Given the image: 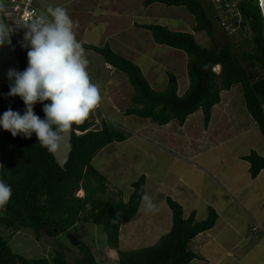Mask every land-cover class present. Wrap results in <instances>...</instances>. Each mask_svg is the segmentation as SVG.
I'll return each instance as SVG.
<instances>
[{
	"label": "trees",
	"instance_id": "16d2710c",
	"mask_svg": "<svg viewBox=\"0 0 264 264\" xmlns=\"http://www.w3.org/2000/svg\"><path fill=\"white\" fill-rule=\"evenodd\" d=\"M161 4L167 7H184L194 17L195 32H205L212 40L213 48L200 46L193 34L174 32L161 25L139 26L149 31L158 45L183 51L189 56L187 73L189 89L179 95L178 81L173 73H168L165 91L158 92L149 83L138 65L115 53L110 46L87 49L101 55L106 64L124 73L132 87L134 96L131 107L125 115L143 120H151L163 127L172 121L180 126L189 116L199 110L204 113L207 128L213 108L220 104L221 93L241 86L247 111L256 121L264 137V110L252 90L254 71L264 73V15L259 0H244L240 10L244 26L249 27L252 36L251 52L237 48V35H229L219 25L216 11L205 0H147L146 7ZM224 35L222 46L218 37ZM18 71L28 65L25 49L11 37ZM216 67H221L219 74ZM11 84V83H10ZM10 84H2L0 90V115L8 108L23 114L25 105L19 96H8ZM44 103H49L45 101ZM43 105L37 103L34 112L44 117ZM88 119L72 127V152L69 162L62 169L53 154L41 147L36 135L25 138L15 137L0 131V179L12 188V196L0 214V227L10 231L30 229L38 238L43 233L57 239L76 230L78 224H92L101 227L106 234L110 249L120 248L122 225L134 220L146 193V176H141L132 184V194L127 202L112 203L98 197L107 191V179L93 165L95 157L113 143H122L130 135L111 123H103L101 130L91 129ZM250 164V175L256 179L264 171V157L253 151L243 158ZM93 185L92 187L90 186ZM84 190L85 197L75 195ZM173 215L170 232L161 238L156 246L137 251L118 252L119 264H191L199 256L192 250L191 243L200 234L211 231L218 221V214L210 209L204 221H197L196 214L184 217L183 207L174 200L167 199ZM77 251L79 256L73 264H98L92 249L83 242ZM49 258L28 260L13 253L9 243L0 236V264H69L71 249L60 244Z\"/></svg>",
	"mask_w": 264,
	"mask_h": 264
},
{
	"label": "rangeland",
	"instance_id": "374dc122",
	"mask_svg": "<svg viewBox=\"0 0 264 264\" xmlns=\"http://www.w3.org/2000/svg\"><path fill=\"white\" fill-rule=\"evenodd\" d=\"M43 1L48 7L61 6L67 9L70 17L74 21L76 38L86 50V57L89 61L87 70L92 82L97 83L101 88L102 102L88 117V121L92 123L91 129L101 130L105 121L121 128L130 135L131 138L128 142L109 145L106 149L98 153L93 160V165L108 181L107 191L105 194L99 193V198L112 203H119L127 200L131 193L130 186L133 181L139 177L141 172L148 174L150 170L149 172H151V175L165 176V182L167 183L170 181L172 182L174 178L168 175L170 172L175 175L176 173L178 174V172H184L186 167L190 165L188 164L190 162L195 163V165L204 170L214 168L211 166L210 168L200 162L202 160L203 163H208L210 161L209 159L218 155L217 152H224L223 148H213L214 146L212 144L210 145V140L205 142L203 136L200 135L194 136V140H192L193 138L191 137L190 139L189 137L186 139L185 135H183L182 139L177 142H174L172 139L165 141L161 139V135L152 134V132L147 129L150 125L153 126V128L154 126L159 128L158 125L134 116H126L125 113L128 108L131 107L132 98L134 96V88L129 82L128 77L112 67V69H110L103 57L87 49V46L104 48L108 45L112 47L115 53L137 64L153 89L158 92H163L167 88L169 81L167 72L177 74L179 76V94L181 96L185 95L189 88L187 66H185L190 59L188 54L168 46L158 45L148 31L145 30L140 33L135 29H130L128 22H126L127 25L123 24V29L119 31L117 29L119 24L114 20L115 17L111 20H109L110 17H105V15L114 14L111 9H114L115 12L119 14L120 12L124 13L125 10L123 8L119 9L120 5L122 7L124 6V2H129L130 0ZM132 1L134 3L137 2V0ZM140 8H144V2L140 4ZM152 12L151 16L153 20H147V23L165 26L174 32L194 34L200 46L209 49L213 48L214 44L205 32L194 31L196 22L186 8L157 5ZM44 13H46V11H44ZM128 13L131 14V10H129ZM245 28L246 30L243 29V31L236 34L237 48L251 52L254 48L252 36L249 32V27L246 26ZM221 34V38L218 37V44L220 47L222 46V41H226V39L224 40L223 33ZM8 35L10 36L9 32ZM10 38L11 36L9 39ZM17 43L20 44L27 53L28 49L25 46L26 43L24 41H22V43ZM151 58H157L159 63L164 67L162 68L163 73L165 72L164 74L157 73V76L150 75L149 72L152 67ZM19 68L20 64L16 58H0V90L2 84L12 83L7 77L9 69L18 71ZM156 71L159 72L158 69ZM184 71L186 77L184 76ZM220 71L221 67H216L215 72L219 74ZM151 72H154V70H151ZM254 77V81L264 78V73L260 68L254 71ZM232 89L233 90L230 92H222L221 97L223 96L230 100V102L236 101L234 107L237 106L236 113L239 114V116L247 114L250 116L247 111L242 87L236 85ZM200 114H202V118H204L202 111ZM198 116L201 118V115H197L194 119L195 121ZM193 124L194 121L191 122V126ZM140 130H142V132H139ZM0 131L2 132L3 129L0 128ZM157 138L158 141L156 140ZM157 142L158 144H155ZM194 156H198V158L194 159ZM180 159L186 160L187 163L181 162ZM168 160L169 162H167ZM228 160L229 159H226V161ZM215 168L219 167L217 166ZM208 172L210 173L211 171ZM207 174L202 180L204 187L201 194L204 198L208 199L212 197L215 192L214 178L216 177L214 176L211 178ZM188 179L192 186L199 185L200 180H197V183L196 179L192 176L188 177ZM91 187V190H93V185H91L90 188ZM75 196L77 198H84V190H80ZM199 202L201 204L199 208L200 214L202 212L207 213L208 211L207 208L204 207L203 201ZM151 214L152 212H143V217H141L142 220L138 223V225L142 227V230L144 227L145 229H152L151 226L154 227L153 224H151L152 219L149 218ZM128 226L132 225H126L124 229V237L119 248L120 252L137 251L143 248L153 247L152 243L154 240L145 238L147 236L141 238L138 234H134L132 238H125ZM74 235L78 240L92 249L98 264H119V251L110 249L107 246L106 234L101 227L80 223L74 231ZM0 236L8 241L14 254L28 260H38L44 257L49 258L55 254V250L59 249L60 244L68 247L74 253L68 255L69 264H73L74 258L79 256L77 252L80 250L78 249L79 247L72 246L66 236H60L57 239L54 238L51 246H48L43 238L47 235L43 233L42 238H38L30 229H22L15 232L0 227Z\"/></svg>",
	"mask_w": 264,
	"mask_h": 264
},
{
	"label": "crops",
	"instance_id": "0c3cea01",
	"mask_svg": "<svg viewBox=\"0 0 264 264\" xmlns=\"http://www.w3.org/2000/svg\"><path fill=\"white\" fill-rule=\"evenodd\" d=\"M145 1L137 0L134 3L130 0L129 2H124V6L121 7L120 5L119 8H123L125 10L124 13L120 12L119 14L114 9H111L114 14L105 15V17H110L109 20L115 17L114 20L119 24L117 26L119 31L123 29V24L127 25L126 22H128L130 29H135L142 33L145 30L139 26L153 25L146 21L153 20L151 15L154 7L161 5L154 4L146 7ZM143 2L144 8H140V4ZM129 10H131V14L128 13ZM0 23L4 24L1 16ZM0 58H16L11 38L3 46H0ZM151 63L150 75L157 76V73H165L162 70L164 67L159 63L157 58H151ZM188 63L185 66H188ZM108 67L112 69L111 66L108 65ZM151 70H154V72H151ZM175 76L180 91L179 76L177 74ZM184 76L186 77L185 71ZM235 102H230V100L222 96L220 104L216 105L212 110V118L207 128L204 124V118L200 114L202 110L189 116L183 126H180L177 121H172L163 127L158 125L159 128L157 126L153 128L150 125L147 128L152 134L161 135V139L165 141L172 139L174 142H177L182 139L183 135H185L186 139L188 137L190 139L191 137L194 140V136L200 135L203 136L205 142L210 140V145L212 144L213 148H223L224 152H217L218 155L209 159L208 163L200 161L202 164L214 168L210 167L211 169L204 170L195 165V163L190 162L188 163L190 165L186 167L184 172H178L176 175L170 172L168 175L174 177L172 182L166 183L165 176L151 175L150 170L148 174L141 172L133 183L141 176H146V193L152 197L153 203L158 208L149 217L152 219L151 224L154 227L151 226L152 229H145L144 227L142 230V227L138 225L142 220L141 217H143L144 212L143 205L141 204L136 218L122 225L120 244L124 237L126 225L131 224L132 226H128L125 238H132L134 234H138L141 238L147 236L145 238L154 240L152 244L156 246L161 238L166 236L172 228L173 215L167 203V199L170 198L183 207L186 219L192 214H196L197 221H204L208 218L211 208L218 214L216 226L211 231L200 234L192 241L191 248L199 256V259L194 260L191 264H264V171L256 179H252L250 164L243 159L253 151L264 157V137L251 115L239 116L236 113L237 106L234 107ZM197 115H201V118L198 116L195 121L194 119ZM193 121L194 124L191 126V122ZM139 132H142V130ZM130 140L131 138L129 137L124 142ZM156 140L158 141V138ZM155 144H158V142ZM193 158H198V156H194ZM226 159L229 160L226 161ZM180 161L187 163L186 160L180 159ZM217 166L220 169L215 168ZM208 171L213 173H209ZM206 174L211 178L216 177L214 178L215 192L210 197L211 199L204 198L201 194L204 187L202 180ZM190 176L195 178L196 181L200 180L199 185L192 186L188 179ZM132 184L130 186V196L133 192ZM130 196L123 202H127ZM199 201H203L202 203L207 208V213L202 212L200 214L199 208L201 204ZM257 226L262 227V230L254 232L253 229Z\"/></svg>",
	"mask_w": 264,
	"mask_h": 264
},
{
	"label": "clouds",
	"instance_id": "9594fccd",
	"mask_svg": "<svg viewBox=\"0 0 264 264\" xmlns=\"http://www.w3.org/2000/svg\"><path fill=\"white\" fill-rule=\"evenodd\" d=\"M25 27L28 65L23 71L9 69L7 73L12 81L7 95L19 96L25 108L23 114L12 108L4 111L0 128L13 137L31 138L35 134L41 147L54 155L61 148L70 149L68 137L73 125L83 124L100 105L101 88L92 82L86 50L76 38L67 9L48 7L46 14L36 16ZM9 28L0 23V46L8 42ZM37 103L43 105V118L34 112ZM11 196V186L0 179V214ZM142 205L145 212L158 210L147 193L142 196Z\"/></svg>",
	"mask_w": 264,
	"mask_h": 264
},
{
	"label": "built area",
	"instance_id": "2783aa9c",
	"mask_svg": "<svg viewBox=\"0 0 264 264\" xmlns=\"http://www.w3.org/2000/svg\"><path fill=\"white\" fill-rule=\"evenodd\" d=\"M216 11L219 25L225 33L236 35L246 30L240 10L244 0H205ZM0 16L5 25H9V34L16 42L24 41L25 27L36 16L47 13L48 5L43 0H0ZM46 11V13H44ZM262 230L257 226L254 232Z\"/></svg>",
	"mask_w": 264,
	"mask_h": 264
},
{
	"label": "water",
	"instance_id": "95a60500",
	"mask_svg": "<svg viewBox=\"0 0 264 264\" xmlns=\"http://www.w3.org/2000/svg\"><path fill=\"white\" fill-rule=\"evenodd\" d=\"M260 3V7L262 9L263 15H264V0H259ZM252 90L254 92V94L256 95V97L258 98L261 106L263 107L264 110V78L260 79V80H256L253 81L252 84ZM70 144L72 142V129L69 133V137H68ZM72 152V144L69 150H64L63 148H61V150L59 152H57L56 154H54V158L55 161L57 162V164L64 169L66 164L69 162L70 159V155ZM67 239L69 240L70 244L74 247H79L81 245V241L77 239V237L74 235V233L69 232L66 234ZM46 244L48 246H51L52 242L54 241V238L51 236H45L43 237Z\"/></svg>",
	"mask_w": 264,
	"mask_h": 264
}]
</instances>
